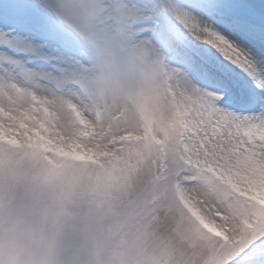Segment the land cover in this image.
I'll use <instances>...</instances> for the list:
<instances>
[{"label":"snow or ice","instance_id":"6c2138e0","mask_svg":"<svg viewBox=\"0 0 264 264\" xmlns=\"http://www.w3.org/2000/svg\"><path fill=\"white\" fill-rule=\"evenodd\" d=\"M107 92L139 101L142 135L104 103L67 137L40 96ZM118 153L152 178L119 240L111 193L85 195ZM161 213L202 264H264V0H0V264H157Z\"/></svg>","mask_w":264,"mask_h":264},{"label":"clouds","instance_id":"9594fccd","mask_svg":"<svg viewBox=\"0 0 264 264\" xmlns=\"http://www.w3.org/2000/svg\"><path fill=\"white\" fill-rule=\"evenodd\" d=\"M42 99L47 100L48 106L58 118V123L65 136L75 138L79 128L74 122L73 111L75 108L80 112L87 111L92 117L90 122L94 123L100 106L104 103L115 104L120 108L121 114L128 118L131 123L125 124L136 134H143V122L139 115V101L132 96L124 94H113L107 92L102 97L90 96L85 98L76 94L56 93L47 97L40 93ZM25 104H30V98H25ZM123 131V128H121ZM87 142V141H84ZM91 179L86 184V198L92 200L107 199L111 193V202L116 206V215L110 216L104 221V227H111L117 231V240L122 233L128 232L127 225L123 224V217L128 211V205L137 200L143 193L150 189L152 178L144 170H137V162L134 157L127 153H118L116 157L105 158L103 167L89 165ZM128 184V194L121 195L122 186ZM205 212L208 208L225 211L224 205L206 187L200 189ZM86 210L87 205H83ZM227 214V213H226ZM212 226H218L215 221L209 219ZM39 226V222H37ZM174 217L170 213H161L152 220L150 239L147 241L146 255L154 259L157 264H202L200 250L192 247L191 243L182 242L176 238L173 232Z\"/></svg>","mask_w":264,"mask_h":264}]
</instances>
